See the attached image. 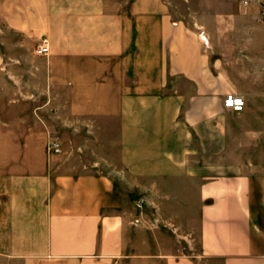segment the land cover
Here are the masks:
<instances>
[{
    "label": "crops",
    "instance_id": "0c3cea01",
    "mask_svg": "<svg viewBox=\"0 0 264 264\" xmlns=\"http://www.w3.org/2000/svg\"><path fill=\"white\" fill-rule=\"evenodd\" d=\"M176 1L0 0V264H264V0Z\"/></svg>",
    "mask_w": 264,
    "mask_h": 264
},
{
    "label": "rangeland",
    "instance_id": "374dc122",
    "mask_svg": "<svg viewBox=\"0 0 264 264\" xmlns=\"http://www.w3.org/2000/svg\"><path fill=\"white\" fill-rule=\"evenodd\" d=\"M254 0H250L244 2L243 4L247 5ZM241 0H178L176 1V7H178V11L184 12V9L190 8L193 12H196L192 18L196 20H200L202 23H210L211 17L209 14L214 12L226 13L233 9L239 8ZM200 13V14H199ZM198 14V15H197ZM221 18V17H220ZM225 19V17H223ZM222 23H220V26ZM222 28H220L221 30ZM45 39L42 38L40 42ZM39 42V44H40ZM38 44V45H39ZM38 50V46L37 49ZM39 54V53H38ZM3 55V50L0 49V56ZM41 55V54H39ZM43 56V55H41ZM45 57V56H44ZM49 91L47 89L44 90V94L39 97L38 100H34L31 98L32 103H42L44 106V110L42 112L44 123L48 124L51 127L56 135V137L62 143V151L61 155H64L70 145L72 146L71 142L72 138L71 135L66 132V119H67V112L61 108L62 104H65V96L61 97L60 95H48ZM53 133V134H54Z\"/></svg>",
    "mask_w": 264,
    "mask_h": 264
},
{
    "label": "built area",
    "instance_id": "2783aa9c",
    "mask_svg": "<svg viewBox=\"0 0 264 264\" xmlns=\"http://www.w3.org/2000/svg\"><path fill=\"white\" fill-rule=\"evenodd\" d=\"M250 0H244L247 2ZM38 53L47 56L49 52V43L47 39H43L38 45ZM223 107L234 112H241L244 106L243 98L235 94H227L223 98ZM62 151L61 144L58 141H52L47 146V152L49 155H58Z\"/></svg>",
    "mask_w": 264,
    "mask_h": 264
}]
</instances>
